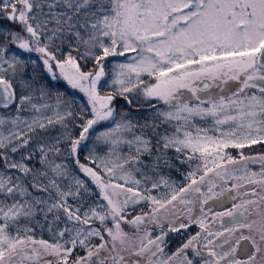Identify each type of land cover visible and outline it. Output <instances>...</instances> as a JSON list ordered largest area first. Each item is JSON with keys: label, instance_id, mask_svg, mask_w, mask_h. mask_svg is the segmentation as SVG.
<instances>
[{"label": "snow or ice", "instance_id": "snow-or-ice-1", "mask_svg": "<svg viewBox=\"0 0 264 264\" xmlns=\"http://www.w3.org/2000/svg\"><path fill=\"white\" fill-rule=\"evenodd\" d=\"M257 149L264 0H0V264H264Z\"/></svg>", "mask_w": 264, "mask_h": 264}, {"label": "flooded vegetation", "instance_id": "flooded-vegetation-1", "mask_svg": "<svg viewBox=\"0 0 264 264\" xmlns=\"http://www.w3.org/2000/svg\"><path fill=\"white\" fill-rule=\"evenodd\" d=\"M258 151H264V149H257ZM186 170V166L184 167V168H181V172H183V171H185ZM166 175H170V177H171V179H173V180H177V181H179L180 179H181V175H180V173H177V172H175V171H173V172H171V173H165ZM227 206H229L230 207V204L229 205H227ZM214 210H222V209H219V208H217V209H214ZM136 211L137 212H139L140 211V209L139 208H137L136 209ZM133 214H135V213H133ZM197 229L195 228V227H193L192 229H190L189 231L190 232H195ZM183 238H186V236L185 237H183ZM181 240H182V237H180V236H177V235H175V234H171L170 236H169V247L166 249V251L167 252H171V251H174L175 250V248L179 245V243L181 242Z\"/></svg>", "mask_w": 264, "mask_h": 264}, {"label": "rangeland", "instance_id": "rangeland-1", "mask_svg": "<svg viewBox=\"0 0 264 264\" xmlns=\"http://www.w3.org/2000/svg\"><path fill=\"white\" fill-rule=\"evenodd\" d=\"M120 104L123 105V101H121ZM133 115H137V113L134 112ZM100 130H102V128ZM100 150H101V154H102L105 149L101 148ZM124 151L127 152V149L125 148Z\"/></svg>", "mask_w": 264, "mask_h": 264}]
</instances>
